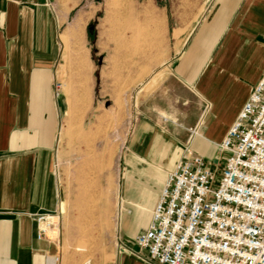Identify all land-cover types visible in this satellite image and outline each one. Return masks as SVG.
Segmentation results:
<instances>
[{"label":"crops","instance_id":"1","mask_svg":"<svg viewBox=\"0 0 264 264\" xmlns=\"http://www.w3.org/2000/svg\"><path fill=\"white\" fill-rule=\"evenodd\" d=\"M153 2L169 41L162 75L147 96L153 111L168 116L164 125L139 118L127 140L115 246L105 264H152L135 237L148 225L167 174L187 146L221 170L226 153L218 144L264 72V0ZM188 8L193 20L186 25ZM58 24L47 0H0V264H44L45 252H54L35 238L33 215L59 213L65 199L55 162L70 107L66 88L83 82L87 100L78 109L92 108L94 67L88 56L65 63Z\"/></svg>","mask_w":264,"mask_h":264},{"label":"rangeland","instance_id":"2","mask_svg":"<svg viewBox=\"0 0 264 264\" xmlns=\"http://www.w3.org/2000/svg\"><path fill=\"white\" fill-rule=\"evenodd\" d=\"M47 5L59 21L60 57L84 63L88 56L96 80L88 113L78 109L87 100L86 85L77 83L72 91L66 86L70 123L65 112L55 162L65 189L57 213L59 264H105L115 246V194L127 140L141 117L166 124L168 115L153 111L147 95L162 75L169 36L162 33L153 0H47ZM190 12L182 17L186 25L193 20ZM61 88L56 82L55 95Z\"/></svg>","mask_w":264,"mask_h":264},{"label":"built area","instance_id":"3","mask_svg":"<svg viewBox=\"0 0 264 264\" xmlns=\"http://www.w3.org/2000/svg\"><path fill=\"white\" fill-rule=\"evenodd\" d=\"M218 148L226 153L219 172L187 146L167 174L148 225L135 237L150 263L264 264V72ZM33 220L35 238L54 246L44 264H59L58 214L40 212Z\"/></svg>","mask_w":264,"mask_h":264},{"label":"bare ground","instance_id":"4","mask_svg":"<svg viewBox=\"0 0 264 264\" xmlns=\"http://www.w3.org/2000/svg\"><path fill=\"white\" fill-rule=\"evenodd\" d=\"M71 31H73V30H71ZM79 62H81L80 60H78ZM81 68H82V66H81ZM68 114H69V111L67 112V117H66V125H68L69 126V123H70V115L68 116ZM67 129V128H66Z\"/></svg>","mask_w":264,"mask_h":264}]
</instances>
